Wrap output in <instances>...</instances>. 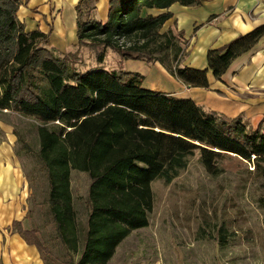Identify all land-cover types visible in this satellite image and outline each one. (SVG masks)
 Here are the masks:
<instances>
[{
  "label": "trees",
  "instance_id": "obj_1",
  "mask_svg": "<svg viewBox=\"0 0 264 264\" xmlns=\"http://www.w3.org/2000/svg\"><path fill=\"white\" fill-rule=\"evenodd\" d=\"M206 0H111L108 20L96 17L95 0H80L78 46L112 48L122 60L161 63L189 88H208V71L221 79L231 63L264 36V25L230 43L210 48L208 68L182 65L187 55L184 31L163 30L171 12L143 14L144 8L168 9L178 2L201 5ZM24 0H0V110L16 112L38 124L35 154L45 170L49 204L56 230L68 245L66 229L75 220L71 173L90 178L83 247L67 264H109L132 231L149 225L154 207L152 182H172L198 160L208 175L227 170L235 159L252 166L264 179V128L253 129L242 117L228 118L191 98L148 90L144 75L103 68L79 71L78 51L52 46L50 33L27 30L19 18ZM105 54L98 53L102 62ZM18 140L21 136L15 133ZM27 148L29 144L24 145ZM11 228L42 256L50 249L37 227ZM80 229L78 230V234Z\"/></svg>",
  "mask_w": 264,
  "mask_h": 264
},
{
  "label": "rangeland",
  "instance_id": "obj_2",
  "mask_svg": "<svg viewBox=\"0 0 264 264\" xmlns=\"http://www.w3.org/2000/svg\"><path fill=\"white\" fill-rule=\"evenodd\" d=\"M101 51L105 57L99 62ZM78 53L74 63L79 71L103 68L139 72L135 69L138 62H147L122 60L114 49L102 46L84 47ZM144 77L143 87L163 83L157 74ZM11 130L17 138L13 143L6 134ZM3 142L10 145L12 157L27 179L30 218L50 249L48 264H67L72 257L77 260L74 245L82 249L87 228L88 174L78 170L71 173L75 221L66 229V245L57 233L49 204L44 202L49 186L35 154L39 148L38 124L16 112L0 110V146ZM225 165L227 170L222 174L208 175L196 155L172 182L154 180L149 225L132 231L109 264H264V179L249 172L252 166L235 159Z\"/></svg>",
  "mask_w": 264,
  "mask_h": 264
},
{
  "label": "crops",
  "instance_id": "obj_3",
  "mask_svg": "<svg viewBox=\"0 0 264 264\" xmlns=\"http://www.w3.org/2000/svg\"><path fill=\"white\" fill-rule=\"evenodd\" d=\"M79 1L24 0L19 18L27 30L50 33L51 44L58 51L81 50L84 47L76 49ZM110 1L95 0L96 17L103 23L108 20ZM164 12H171L172 17L163 30L184 31L183 39L188 41L183 64L198 69L208 68L210 48L222 47L264 25V0H206L193 6L176 2L168 9H143L144 15ZM138 63L135 69L146 77L157 74L163 80V83L145 86L146 89L191 98L228 118L242 117L253 129L259 125L264 128V36L251 50L238 56L221 79L209 70L208 88L187 87L159 62ZM6 134L9 142L17 140L13 130ZM4 143L0 146V264H48L36 245L29 244L11 228L15 221L22 222L24 229L35 227L30 218L27 179L22 166L14 161L10 145Z\"/></svg>",
  "mask_w": 264,
  "mask_h": 264
}]
</instances>
